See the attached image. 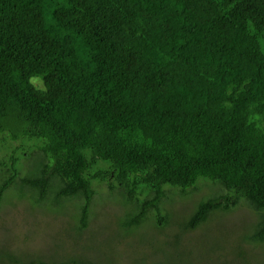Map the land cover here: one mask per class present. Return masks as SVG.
Segmentation results:
<instances>
[{
    "label": "trees",
    "instance_id": "16d2710c",
    "mask_svg": "<svg viewBox=\"0 0 264 264\" xmlns=\"http://www.w3.org/2000/svg\"><path fill=\"white\" fill-rule=\"evenodd\" d=\"M0 134L20 149L0 206L12 186L36 205L78 199L85 230L95 183L109 182L134 204L131 235L167 225L171 188L212 184L187 229L245 202L263 244L264 0H0Z\"/></svg>",
    "mask_w": 264,
    "mask_h": 264
},
{
    "label": "rangeland",
    "instance_id": "374dc122",
    "mask_svg": "<svg viewBox=\"0 0 264 264\" xmlns=\"http://www.w3.org/2000/svg\"><path fill=\"white\" fill-rule=\"evenodd\" d=\"M1 139L0 182L9 167L5 159L20 150L6 151ZM21 143L16 141L15 147ZM27 161H23L22 176L32 165ZM95 190L88 228L80 230L75 218L78 199L62 206L36 205L29 194L22 198L12 186L0 206V253L33 262L75 257L99 264H264V243H254L250 237L262 217L245 202L232 211L214 213L195 230L187 229L200 201L217 190L212 184H201L189 195L171 188L162 205L167 225L157 227L153 217L131 235H126L123 223L134 204L118 188L111 190L109 182L95 183Z\"/></svg>",
    "mask_w": 264,
    "mask_h": 264
}]
</instances>
